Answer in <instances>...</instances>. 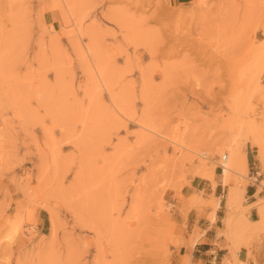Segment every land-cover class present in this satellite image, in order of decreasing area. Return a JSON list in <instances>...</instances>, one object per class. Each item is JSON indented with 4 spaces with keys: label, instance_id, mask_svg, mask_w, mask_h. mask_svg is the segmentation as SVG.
<instances>
[{
    "label": "rangeland",
    "instance_id": "374dc122",
    "mask_svg": "<svg viewBox=\"0 0 264 264\" xmlns=\"http://www.w3.org/2000/svg\"><path fill=\"white\" fill-rule=\"evenodd\" d=\"M220 205L264 234V0H0V264H191Z\"/></svg>",
    "mask_w": 264,
    "mask_h": 264
},
{
    "label": "crops",
    "instance_id": "0c3cea01",
    "mask_svg": "<svg viewBox=\"0 0 264 264\" xmlns=\"http://www.w3.org/2000/svg\"><path fill=\"white\" fill-rule=\"evenodd\" d=\"M244 154L250 173L258 179L263 170L258 150L253 147L251 142H248ZM254 186L248 188V199L243 208L248 209L246 217L255 223L260 221L258 203L261 197H257V188ZM218 190H221L220 186ZM227 218L226 207L220 205L216 211L214 223L208 225L192 249L191 264H230L231 260L234 262L233 264H264V234L261 233L252 239L238 237L237 241L241 245L233 249L232 237H228L224 233L219 234V230L228 231L225 225L222 228L218 226L219 222Z\"/></svg>",
    "mask_w": 264,
    "mask_h": 264
},
{
    "label": "bare ground",
    "instance_id": "6f19581e",
    "mask_svg": "<svg viewBox=\"0 0 264 264\" xmlns=\"http://www.w3.org/2000/svg\"><path fill=\"white\" fill-rule=\"evenodd\" d=\"M96 79H97V78H96ZM199 155H200V157L206 159L207 161H209V162H213L212 155L209 153V151H207V150H203V151L201 152V154H199ZM219 165L222 166V167L224 168V172L221 173V176L224 177V176H225V173L229 170V168H228V156L225 155V156L221 159Z\"/></svg>",
    "mask_w": 264,
    "mask_h": 264
},
{
    "label": "built area",
    "instance_id": "2783aa9c",
    "mask_svg": "<svg viewBox=\"0 0 264 264\" xmlns=\"http://www.w3.org/2000/svg\"><path fill=\"white\" fill-rule=\"evenodd\" d=\"M220 170L222 173L224 172V168L222 166H220Z\"/></svg>",
    "mask_w": 264,
    "mask_h": 264
}]
</instances>
